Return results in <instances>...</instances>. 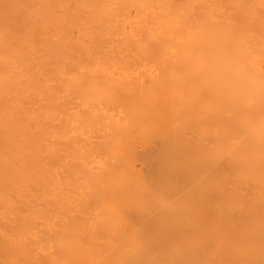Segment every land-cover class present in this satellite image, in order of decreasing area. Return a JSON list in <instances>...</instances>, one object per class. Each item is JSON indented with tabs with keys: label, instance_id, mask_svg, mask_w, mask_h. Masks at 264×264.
<instances>
[{
	"label": "bare ground",
	"instance_id": "6f19581e",
	"mask_svg": "<svg viewBox=\"0 0 264 264\" xmlns=\"http://www.w3.org/2000/svg\"><path fill=\"white\" fill-rule=\"evenodd\" d=\"M0 264H264V0H0Z\"/></svg>",
	"mask_w": 264,
	"mask_h": 264
}]
</instances>
